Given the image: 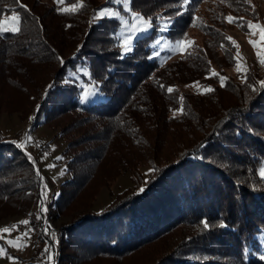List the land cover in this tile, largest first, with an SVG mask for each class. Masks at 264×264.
Listing matches in <instances>:
<instances>
[{"label":"trees","instance_id":"1","mask_svg":"<svg viewBox=\"0 0 264 264\" xmlns=\"http://www.w3.org/2000/svg\"><path fill=\"white\" fill-rule=\"evenodd\" d=\"M76 1L0 0V20L18 18L15 30L0 29V110L37 106L34 121L56 131L69 155L46 210H78L61 226V261L264 264V79L224 77L206 92H183L229 45L202 26L203 42L190 40L187 29L200 24L194 0H133L130 9L155 23L132 36L131 51L109 32L118 31L115 18L92 20L97 5ZM214 1L221 18L238 12L236 0ZM157 10L170 11L166 30ZM158 38L190 45L175 57L157 52ZM124 171L132 185L110 204L93 211L91 196L78 208ZM38 184L29 154L0 137V214H32Z\"/></svg>","mask_w":264,"mask_h":264},{"label":"rangeland","instance_id":"2","mask_svg":"<svg viewBox=\"0 0 264 264\" xmlns=\"http://www.w3.org/2000/svg\"><path fill=\"white\" fill-rule=\"evenodd\" d=\"M41 1L49 5L63 3L70 8L79 5L76 0L71 2L69 0ZM87 1L97 5L94 8L91 7L93 10L92 20H102L104 16L117 20L119 23L118 31L108 30L112 36L117 34L120 41L125 44V48L131 45L133 35L139 34L144 28L152 27L155 23L145 19L141 12L130 9V3L133 0H127V2L125 0ZM238 1L236 0L238 12L233 16V19L242 20V24L229 22L227 17L221 18L219 16L218 8H221L222 2L217 3L214 0L192 1L196 20L193 25L200 24L197 27L192 26L187 29L188 34L192 35L190 40H194L197 44L203 42L202 33L199 31V27L202 26L205 29L210 28V30L218 32L212 36L215 39H211V41L218 42L225 40L224 37H226L229 45H221L220 54L213 59L220 64H211L209 71L203 74L204 70L200 79L180 86L184 93L200 94L206 92L210 87L220 84L224 77L232 79L236 83L241 82L247 75L252 80L264 79V0ZM113 6H119L122 9L118 11ZM103 10H107L108 14H104ZM166 12L170 11L161 12L157 10L155 14V18L159 19L163 30H166L165 27L169 23H173L170 19H164L166 17L163 14ZM13 16L15 14L4 15L1 18V30L5 28L15 30L17 28V19L13 20ZM249 23L251 27L248 26ZM189 45L190 42H187L186 39L159 40L158 38L156 50L157 52L159 50L170 51V55L176 57L186 51ZM224 48H226V52L223 51ZM5 91L4 93H8ZM10 96L12 97L13 93ZM11 97L10 99H12ZM36 109L37 106L27 111L23 110V106H20L19 109L10 112L9 110H0V137L13 140L19 148L28 153L33 162L34 172L39 176V184L35 189L39 198L36 203L31 205L32 214L26 215L21 210L0 214V264H53L54 260V264H71L70 261L64 263L60 259L62 250H60L59 237L61 226L72 221L78 215V210L72 208L66 213L57 214L56 209L52 208L50 215L48 211L41 212L42 208L48 210L50 203L60 193L61 182L67 177L65 169L69 155H64L66 143L62 137L56 135V131L47 123L34 121ZM144 170L146 169H142V171ZM262 171H264V163L260 168V173ZM148 172L146 170L144 174ZM262 178L264 179V177ZM131 181L128 172L120 173L107 184L96 188L93 195L82 197L78 202V208L83 204V200H89L92 196L89 202L90 209L93 211L103 209L113 201L118 193L126 187H130ZM30 215H32L31 219H29ZM25 220L29 223H20ZM5 229L7 231H4ZM34 241L36 245H33ZM39 251L41 252L40 256H38Z\"/></svg>","mask_w":264,"mask_h":264},{"label":"snow or ice","instance_id":"3","mask_svg":"<svg viewBox=\"0 0 264 264\" xmlns=\"http://www.w3.org/2000/svg\"><path fill=\"white\" fill-rule=\"evenodd\" d=\"M125 2H127V0H125ZM22 7H23V6H22ZM103 11H104V14H108V13H107V10H103ZM12 19L15 20V19H18V18H17L16 16H13ZM229 22H239V23H241V24L243 23L242 20H236V19H233V18H229ZM248 26L251 27V24L249 23ZM69 27H70V26H69ZM3 31L6 32V31H8V29L5 28V29H3ZM229 39H230V38H229ZM125 51H131V48H126ZM61 62H62V61H61ZM261 84L264 85V82H261ZM49 87H51V85H50ZM168 91L171 92L172 89L169 88ZM29 139H30V137H29ZM57 159H60V158L57 157ZM49 167H52V165H49ZM260 175H261L262 177H264V171H262V172L260 173ZM45 188H46V186H45ZM143 190H144V189H141L140 191H143ZM43 211H46V209H43V208H42V209H41V212H43ZM20 223L28 224L29 221L25 220V221H21ZM201 224L203 225L204 228H208V227H209V222H208L207 220H202V221H201ZM220 226H221V227H226L227 225L224 224L223 221H221V222H220ZM4 231H7V229H5ZM46 231H47V229H46ZM46 251H47V250H46ZM262 259H264V257H262Z\"/></svg>","mask_w":264,"mask_h":264},{"label":"built area","instance_id":"4","mask_svg":"<svg viewBox=\"0 0 264 264\" xmlns=\"http://www.w3.org/2000/svg\"><path fill=\"white\" fill-rule=\"evenodd\" d=\"M45 223H46V222H45ZM33 245H36V242H35V241L33 242ZM40 255H41V252L39 251V252H38V256H40ZM53 260H54V259H53ZM54 262H55V260L53 261V264H54Z\"/></svg>","mask_w":264,"mask_h":264}]
</instances>
